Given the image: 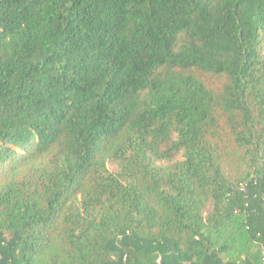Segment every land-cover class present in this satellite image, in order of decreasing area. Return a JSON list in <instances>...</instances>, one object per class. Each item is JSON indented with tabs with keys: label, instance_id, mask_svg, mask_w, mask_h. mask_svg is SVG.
Here are the masks:
<instances>
[{
	"label": "trees",
	"instance_id": "obj_1",
	"mask_svg": "<svg viewBox=\"0 0 264 264\" xmlns=\"http://www.w3.org/2000/svg\"><path fill=\"white\" fill-rule=\"evenodd\" d=\"M264 0H0V264H259Z\"/></svg>",
	"mask_w": 264,
	"mask_h": 264
},
{
	"label": "built area",
	"instance_id": "obj_2",
	"mask_svg": "<svg viewBox=\"0 0 264 264\" xmlns=\"http://www.w3.org/2000/svg\"><path fill=\"white\" fill-rule=\"evenodd\" d=\"M259 264H264V247L262 251L261 261L259 262Z\"/></svg>",
	"mask_w": 264,
	"mask_h": 264
}]
</instances>
